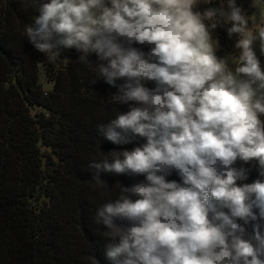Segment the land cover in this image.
Wrapping results in <instances>:
<instances>
[{
    "label": "clouds",
    "instance_id": "obj_1",
    "mask_svg": "<svg viewBox=\"0 0 264 264\" xmlns=\"http://www.w3.org/2000/svg\"><path fill=\"white\" fill-rule=\"evenodd\" d=\"M201 3L213 0H24L37 13L23 31L32 46L49 62L75 49L117 89L109 102L129 105L98 131L114 144L146 139L97 147L103 159L88 165L93 190L108 187L101 172L145 177L117 182L115 202L93 217L111 264H264V179L238 184L249 169L236 167L255 162L264 177V69L253 48L258 40L264 54V0H252L251 16L236 0ZM220 24L237 37L234 71L216 55ZM173 171L181 182L167 179Z\"/></svg>",
    "mask_w": 264,
    "mask_h": 264
},
{
    "label": "trees",
    "instance_id": "obj_2",
    "mask_svg": "<svg viewBox=\"0 0 264 264\" xmlns=\"http://www.w3.org/2000/svg\"><path fill=\"white\" fill-rule=\"evenodd\" d=\"M210 6H216L214 0ZM36 14L24 0H0V264H94L93 257L111 264L110 241L93 217L103 204L115 202L117 182L131 186L145 177L101 172L108 187L93 190L88 165L103 159L97 147L107 154L131 150L146 139L114 144L98 131L129 105L109 102L117 89L76 61L79 54L63 64L37 51L23 35ZM133 47L149 51L148 45ZM89 60L95 64V54ZM41 72L51 85L47 91ZM241 166L249 169L248 179L238 184L264 179L255 162L238 161L236 167ZM167 179L181 182L175 171Z\"/></svg>",
    "mask_w": 264,
    "mask_h": 264
},
{
    "label": "rangeland",
    "instance_id": "obj_3",
    "mask_svg": "<svg viewBox=\"0 0 264 264\" xmlns=\"http://www.w3.org/2000/svg\"><path fill=\"white\" fill-rule=\"evenodd\" d=\"M214 2L216 3V6H218L219 0H214ZM236 3L237 6H240L245 10L246 15L248 16H251L253 12L256 11V9L251 7L252 0H236ZM209 6L210 5H205L201 3L197 6L196 10L203 11L206 7ZM251 26H252L251 21H249V27ZM227 27H230V25L228 26H224L222 24L218 25L217 28L213 30L212 36L213 39L218 40L219 42V46L216 50V53H219L220 58L227 59L228 67L234 71L237 65L232 62L231 57L238 56L239 50L235 48V43H236L235 36L229 37L226 30ZM253 48L257 58L261 62L262 69H264V54H262L260 51V42L258 40L254 43ZM73 54L77 55L79 53L75 49L62 50L61 59H59L58 62L65 64L71 59ZM40 82L45 91L51 88V85L46 82L43 72H41L40 74ZM262 119H264V117H262Z\"/></svg>",
    "mask_w": 264,
    "mask_h": 264
}]
</instances>
